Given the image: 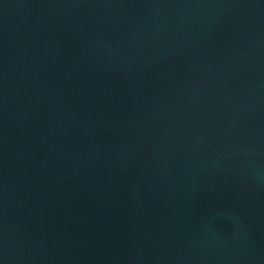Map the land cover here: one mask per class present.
Wrapping results in <instances>:
<instances>
[{
	"label": "water",
	"instance_id": "water-1",
	"mask_svg": "<svg viewBox=\"0 0 264 264\" xmlns=\"http://www.w3.org/2000/svg\"><path fill=\"white\" fill-rule=\"evenodd\" d=\"M0 264H264V0H0Z\"/></svg>",
	"mask_w": 264,
	"mask_h": 264
}]
</instances>
